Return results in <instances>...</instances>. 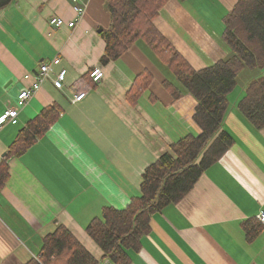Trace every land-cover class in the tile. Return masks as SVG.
I'll list each match as a JSON object with an SVG mask.
<instances>
[{"label":"crops","instance_id":"1","mask_svg":"<svg viewBox=\"0 0 264 264\" xmlns=\"http://www.w3.org/2000/svg\"><path fill=\"white\" fill-rule=\"evenodd\" d=\"M237 1L168 0L155 26L195 69L208 67L231 55L222 33ZM77 4L85 7L81 17L72 0H13L0 10V117L7 109L18 110L15 123L0 125V162L28 121L49 105L61 110L29 149L7 160L9 178L0 191V264L37 258L42 239L58 225L100 260L87 225L105 206L124 209L140 195L146 167L181 137L200 133L192 120L194 98L185 92L172 97L163 82L178 88L179 83L143 42L100 64L109 14L103 0ZM51 17L75 26L54 29ZM56 57L60 63L18 107V93L29 85L24 76L34 77L41 63ZM96 67L102 80L75 90L74 82ZM60 69L66 77L57 90L52 80ZM139 74L150 76L151 83L133 104L126 94ZM81 93L85 97L75 102ZM231 93L223 129L233 137L232 147L181 202L151 217V231L140 251L130 253L131 264H264V226L252 241L243 227L264 213V128L254 129L238 112L244 94L231 103Z\"/></svg>","mask_w":264,"mask_h":264},{"label":"trees","instance_id":"2","mask_svg":"<svg viewBox=\"0 0 264 264\" xmlns=\"http://www.w3.org/2000/svg\"><path fill=\"white\" fill-rule=\"evenodd\" d=\"M13 0H0V10ZM168 0H103L109 14V28L101 32L105 50L100 64L116 61L137 41L143 42L171 71L179 88L164 81L172 97L185 92L195 100L192 120L198 135L187 134L169 146L142 174L140 195L124 209L103 207L85 228L87 236L100 249L97 260L64 226L42 239L37 258L25 264H131L130 253L141 249V240L151 231V217L169 205L181 202L205 171L232 147L234 139L223 129L229 108L228 95L244 69L264 68V0H238L224 18L223 43L230 56L211 66L195 69L179 54L155 26V20ZM151 83L139 74L126 97L135 104ZM95 83L90 72L74 82L75 90ZM238 112L256 130L264 128V77L247 82ZM56 104L45 107L20 129L0 162V191L9 178L7 160L29 149L59 118ZM251 224V225H250ZM264 225L258 220L243 226L246 239H252Z\"/></svg>","mask_w":264,"mask_h":264},{"label":"built area","instance_id":"3","mask_svg":"<svg viewBox=\"0 0 264 264\" xmlns=\"http://www.w3.org/2000/svg\"><path fill=\"white\" fill-rule=\"evenodd\" d=\"M75 5H73V10L77 14V17H81L84 12L85 7L79 6L77 3L80 0H72ZM48 23L51 27L54 29H59L63 27L73 28L75 26L74 21H70L65 23V21L62 18L59 17H51L48 20ZM60 63V59L58 57L52 59L49 63H41L39 65V69L37 74L32 77L30 74H26L24 76V80L29 81V85L26 87H23V89L18 93L17 96V106L21 107L25 104L27 100H29L33 94L39 90L41 84L43 81L47 78L49 73L51 72V68L53 65H58ZM66 77V70L60 69L54 79L52 80L53 87L57 90H61L63 88L64 82ZM90 78L92 81L97 84L99 83L103 78V72L99 67H96L90 71ZM85 97L84 93L77 94L74 97L75 102L81 101ZM18 110L15 109H7L3 115L0 117V125L2 122L10 121L11 123L16 122ZM257 220L264 225V213H261L257 216ZM108 264V263H107Z\"/></svg>","mask_w":264,"mask_h":264},{"label":"rangeland","instance_id":"4","mask_svg":"<svg viewBox=\"0 0 264 264\" xmlns=\"http://www.w3.org/2000/svg\"><path fill=\"white\" fill-rule=\"evenodd\" d=\"M258 77H264V68L263 69H254V70H249V69H245L243 72H241L239 74V76L237 77V84L234 88V91L231 93L232 97H231V103L234 102L233 100V96L236 97L239 93H243L244 94V87L246 86L247 82L252 80V79H256ZM175 82L178 84V80L173 76ZM188 98H191L189 95ZM190 116H188L189 119Z\"/></svg>","mask_w":264,"mask_h":264},{"label":"water","instance_id":"5","mask_svg":"<svg viewBox=\"0 0 264 264\" xmlns=\"http://www.w3.org/2000/svg\"><path fill=\"white\" fill-rule=\"evenodd\" d=\"M99 32H101V30H99ZM5 155V154H4ZM4 155H3V157H4Z\"/></svg>","mask_w":264,"mask_h":264}]
</instances>
